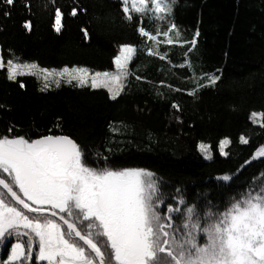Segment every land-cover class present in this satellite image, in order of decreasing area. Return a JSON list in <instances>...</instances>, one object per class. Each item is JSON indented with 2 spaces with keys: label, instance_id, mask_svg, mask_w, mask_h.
I'll return each mask as SVG.
<instances>
[{
  "label": "trees",
  "instance_id": "obj_1",
  "mask_svg": "<svg viewBox=\"0 0 264 264\" xmlns=\"http://www.w3.org/2000/svg\"><path fill=\"white\" fill-rule=\"evenodd\" d=\"M58 3L66 8L68 0ZM45 5L46 0H31V13L17 5L9 17L0 9L5 58L11 51L19 61L41 67L115 70L119 46L130 44L137 51L126 90L116 101L106 90L79 89L75 83L40 92L43 83L35 77L13 82L0 70V137L67 135L84 148L91 167L149 170L165 200L179 189L201 219L264 189V157L255 156L264 147V128L250 119L252 112H264V0H165L162 13L151 1L143 13L128 2L125 13L123 0H78L77 17L66 16L60 34L51 27L52 5ZM29 19L31 32L22 28ZM171 24L176 28L169 31ZM140 27L159 43L141 37ZM192 38L197 40L194 49ZM213 74L220 76L214 88L199 89L198 98L187 95L198 79L207 83ZM240 135L249 143H238ZM223 138L232 141L228 157L218 152ZM200 142L213 147V160L200 154ZM223 175L231 176V182L220 181Z\"/></svg>",
  "mask_w": 264,
  "mask_h": 264
},
{
  "label": "snow or ice",
  "instance_id": "obj_2",
  "mask_svg": "<svg viewBox=\"0 0 264 264\" xmlns=\"http://www.w3.org/2000/svg\"><path fill=\"white\" fill-rule=\"evenodd\" d=\"M151 3L158 13L164 12L161 0ZM47 4L52 5L49 15L56 34L66 27V16L78 15V0H68L66 8L58 0H46ZM123 4L127 13L128 0ZM146 4L147 0H132L137 13L145 12ZM17 5L31 13V0H0L5 17ZM22 28L31 32L32 21H24ZM175 28L171 24L169 31ZM82 31L87 38V30ZM139 35L159 43L143 27ZM199 35L197 31L195 37ZM164 36L168 37V31ZM166 42L172 44L173 40ZM189 43L194 49L197 40L192 38ZM136 51L133 45L121 44L113 59L115 70L94 72L84 66L41 67L35 62H19L11 51L6 59L0 51V70L8 81L35 77L43 82L40 92L53 83L58 89L63 81L69 86L75 83L79 89L106 90L116 101L126 90ZM165 58L160 55L161 60ZM218 80L220 76L215 74L207 77V83L198 79L187 95L198 98L199 89L214 88ZM18 86L25 88L23 82ZM171 108L180 110L178 103ZM250 119L264 128V112H252ZM176 120L182 123L179 116ZM231 143L229 138L218 142L221 157L230 155L226 149ZM238 143L248 144L249 140L240 135ZM198 150L205 160H213L210 144L200 142ZM255 156L264 157V147ZM97 157L109 160L100 153ZM218 179L231 182L232 177ZM176 191L177 196L165 200L153 173L142 168L91 167L84 148L67 135L0 137V251L7 250L0 264H264V189L256 188L258 195L249 194L203 219L179 189ZM98 237L106 238L105 250Z\"/></svg>",
  "mask_w": 264,
  "mask_h": 264
},
{
  "label": "flooded vegetation",
  "instance_id": "obj_3",
  "mask_svg": "<svg viewBox=\"0 0 264 264\" xmlns=\"http://www.w3.org/2000/svg\"><path fill=\"white\" fill-rule=\"evenodd\" d=\"M97 241L100 244L102 250H105L106 249V244H105L106 238L98 237ZM9 243H11V242H9ZM6 257H7V250L0 251V260L6 259ZM35 264H41V262L35 261Z\"/></svg>",
  "mask_w": 264,
  "mask_h": 264
},
{
  "label": "rangeland",
  "instance_id": "obj_4",
  "mask_svg": "<svg viewBox=\"0 0 264 264\" xmlns=\"http://www.w3.org/2000/svg\"><path fill=\"white\" fill-rule=\"evenodd\" d=\"M150 1L151 0H147V4H146V6H148L149 4H150ZM164 1L165 0H161V6L163 5V3H164ZM128 2H130L131 4H132V0H128ZM0 51H1V49H0ZM19 62H22V61H19ZM36 63V62H35ZM42 82V81H41ZM63 82V81H62ZM61 82V83H62ZM43 83V82H42ZM125 83H126V81H125ZM53 86H55V84L53 83V84H51V86L50 87H53ZM257 123H260V122H257ZM228 148V147H227ZM227 150V149H226Z\"/></svg>",
  "mask_w": 264,
  "mask_h": 264
}]
</instances>
